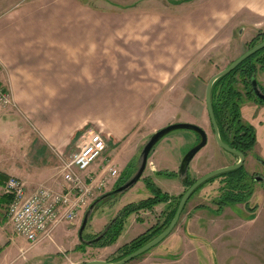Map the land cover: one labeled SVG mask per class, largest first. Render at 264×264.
<instances>
[{"label": "crops", "instance_id": "1", "mask_svg": "<svg viewBox=\"0 0 264 264\" xmlns=\"http://www.w3.org/2000/svg\"><path fill=\"white\" fill-rule=\"evenodd\" d=\"M155 1L0 0V74L14 97L0 108V156L9 160L0 172L62 189L59 156L79 149L93 130L104 132L108 148L132 145L125 141L150 110L146 82L185 69L190 39L226 38L237 28L253 38L264 30V0H169L182 5L180 15L158 11ZM242 107L256 111L244 119L257 145L264 106ZM106 160L88 171L100 178Z\"/></svg>", "mask_w": 264, "mask_h": 264}, {"label": "rangeland", "instance_id": "2", "mask_svg": "<svg viewBox=\"0 0 264 264\" xmlns=\"http://www.w3.org/2000/svg\"><path fill=\"white\" fill-rule=\"evenodd\" d=\"M155 2L158 11L172 15L182 14V5L176 6L169 0ZM1 9H3L2 6H0ZM224 34L226 38L211 39L209 34H206L204 38L190 39L189 54H185L188 62L185 63V55L182 57L185 69L157 72V75L164 76L146 82L152 94L150 110L132 136L125 141V144L132 145L123 146L119 151L109 144V148L102 156L108 160L110 157L116 159L118 177L111 179L102 195L89 200L88 207L79 215L75 223H60L53 233L52 240L33 246L35 244L29 243L24 236L13 232L8 219L2 222L7 208L0 209V247L2 251L8 249L7 255L10 257L8 259L0 257V264H84L91 260L113 262L124 258L125 256L122 257L124 252L120 248L153 226L162 224L167 212L176 206L175 201L163 202L152 209H143L131 214L126 218L119 238L107 246L96 245V243L93 246L85 245L84 249H78L84 243L79 240V230L91 206L95 204L89 214L83 239L87 241L102 236L127 204L139 202L153 195L146 185V179H151L161 190L175 197L187 191L188 187H185L183 183L181 188L177 187L179 183H176L174 178L181 180L178 175L160 174V172L178 174L184 155L200 141L199 135L194 131L178 129L156 144L149 155L147 168L142 178L132 188L99 201L104 194L123 185L135 173L145 144L156 131L169 124L193 123L204 128L208 134V144L190 163V178L198 180L205 174L229 166L236 161L235 157L226 152L215 139L206 103V88L213 75L228 67L251 48L250 44L255 36L249 38L250 31L241 34L239 28L233 33ZM176 63L174 59L173 67ZM261 67L258 64L255 75L258 83L264 82V66ZM236 77L238 80L236 87L243 95L240 112L245 121L244 115L256 111L244 109L243 102L250 104L256 102L263 106L264 103L247 96L250 88L243 83L247 80L239 74ZM256 117L259 141L249 152L246 159L247 168L250 172L256 171L264 175V163L257 161L260 157L264 160V111L258 112ZM247 123L251 125L252 122ZM94 131L100 132L108 141L103 131L96 129ZM14 137L18 138L16 135ZM116 153L118 155L115 157ZM62 156L67 158L65 154ZM62 156L58 158L61 176ZM8 161L6 157L0 156V165L7 164ZM24 182L29 194L40 187L62 190L48 183H34V186L30 187L26 180ZM224 184V177L205 184L191 198L173 232L145 255L126 264H264V188L255 183L251 187V197L243 202L227 204L221 209L219 202ZM2 194L3 191L0 189V195Z\"/></svg>", "mask_w": 264, "mask_h": 264}, {"label": "built area", "instance_id": "3", "mask_svg": "<svg viewBox=\"0 0 264 264\" xmlns=\"http://www.w3.org/2000/svg\"><path fill=\"white\" fill-rule=\"evenodd\" d=\"M14 104L12 91L1 80L0 108ZM108 149V141L100 132H90L87 140L64 158V187L60 191L40 187L28 193L24 180L11 175L3 186V193L10 197L7 219L13 232L24 236L29 243L37 244L52 240L55 228L62 222L75 223L89 205V200L102 195L119 170L107 159L103 174L98 178L88 169L96 163Z\"/></svg>", "mask_w": 264, "mask_h": 264}, {"label": "trees", "instance_id": "4", "mask_svg": "<svg viewBox=\"0 0 264 264\" xmlns=\"http://www.w3.org/2000/svg\"><path fill=\"white\" fill-rule=\"evenodd\" d=\"M263 40H264V31H260L252 39V42L250 44L251 48ZM258 64H260L262 67L264 66V48L256 52L251 57L247 58L239 66H237L232 72L218 79L215 82L213 89H212V101H213L214 113H215L216 120L219 126L221 138L227 144H230L231 146L235 147L233 143L234 142L238 143V141L235 140L234 142H231L229 135L232 133L233 134L236 133L238 137L242 138L241 143L243 145V149L241 150L243 152L252 150L255 147L257 143V137H256L255 128L252 125L245 123L242 118V115L240 112V105L242 103L241 99L243 95L236 87V84L238 83L236 76L237 74H239L241 75V77L247 80V82L246 81L243 82L245 86L250 88L249 92H247V96H249L250 98L253 97L257 99V101L260 103H264L262 99H260L254 94L253 89L251 87L252 80L254 79V74L257 72V69H258ZM160 174H164L168 176L178 175L175 172H164V173L160 172ZM236 176H241V171H238V170L229 171V172L223 173L221 175H218L208 180L206 183L202 184L192 194L189 201L194 196V194L198 192L205 184L213 181L217 177H224V183H225L224 187L222 188V193L220 196L221 200L219 202L220 206H222L221 209L227 204H235L238 202L245 201L251 195V191L247 195H245L244 193H238L235 190L236 184L234 185L233 183L234 177ZM8 177L9 176L7 174L0 172V187L4 186ZM195 181L196 179L190 178L189 171H188V175L185 178H183V180H181L183 185L188 188L191 185H193ZM146 185L153 193L151 197L141 200L139 202L127 204L122 209L119 216H117V218L108 227L105 236H103L98 241L94 242L93 244L82 243L78 247V249L81 250V249H84V247H86L87 245L93 246L96 243H97L96 245H100V246L110 245L116 242V240L119 238L120 234L123 231V224L126 218L129 217L131 214L138 213L139 211L143 209H152L155 205L163 203V202L168 203V202L175 201L176 206L172 207V209H170L167 212L165 220L163 221L162 224L153 226L152 228L148 229L146 232L134 238L130 243H127L120 248V250L124 252L122 257L139 249L140 247H142L143 245L151 241L153 238L158 236L160 233H162L173 220L176 214L178 204L180 202V198L183 196V194H181L179 197H175L174 195L168 192H164L151 179H146ZM176 198L178 199L176 200ZM189 201L187 202L182 214L186 210V207ZM9 202H10V197L8 195L4 193L0 195V209L4 207L7 208ZM6 219H7V213L3 217L2 222H5ZM1 251H2V248L0 247V252ZM146 253L147 252L138 256L135 259L142 257Z\"/></svg>", "mask_w": 264, "mask_h": 264}, {"label": "water", "instance_id": "5", "mask_svg": "<svg viewBox=\"0 0 264 264\" xmlns=\"http://www.w3.org/2000/svg\"><path fill=\"white\" fill-rule=\"evenodd\" d=\"M263 48H264V41L260 42L259 44L255 45L254 47H252L249 50H247L246 52H244L241 56H239L236 60H234L228 67H226L225 69H223V70L219 71L218 73H216L215 75H213L210 78V80L207 84V88H206V103H207L209 116L211 118V122L213 125V130L215 133V139H216L217 143L225 151L238 155L240 157V161L235 165L225 166V167H221V168H218L216 170H213V171L205 174L204 176L200 177L198 180H196L195 183H193V185H191L187 189V191L183 194V196H182V198L178 204L176 214H175L173 220L171 221V223L169 224V226L162 233H160L158 236L153 238L151 241H149L148 243H146L145 245H143L139 249L135 250L134 252L128 254L127 256H125L124 258H122L118 261L109 262L106 260H91V261H88L84 264H126V263L134 260L138 256L144 254L145 252H148L149 250H151L155 246L159 245L163 240H165L173 232L174 228L177 226V224L179 222L181 214H182L187 202L189 201L190 197L202 184L206 183L208 180H210V179H212L218 175H221L223 173L237 169L242 165L244 158H245L243 153H241L240 151L229 146L221 138L219 126H218L216 116L214 113V107H213V101H212V89H213L215 82L218 79H220L221 77L232 72L243 61H245L247 58L254 55L256 52L262 50ZM255 75H256V73L254 74V79L252 80V86L254 88L256 95L264 101V93L260 89L259 83L255 79ZM178 129H187V130L194 131L200 137V141L197 144H195L184 155V157L181 161L178 176L181 180H183V178H185L188 175L190 163L192 162L194 157L198 154V152L208 144V141H209L208 134L204 128H202L199 125L189 123V122L172 123V124H169V125L161 128V129H159L158 131H156L150 137L148 142L145 144V146L142 150V153H141L140 164L137 167V170L135 171V173L123 185H121L120 187L116 188L113 191H110V192L104 194L99 199V201H101L105 198L120 194V193H124L127 190H129L130 188H132L142 178V176H143V174L147 168L149 155H150L151 151L153 150V148L156 146V144L162 138H164L166 135H168L172 131L178 130ZM94 207H95V204L91 206V209L89 210L86 217L84 218L82 226L79 230V238H80V240H82V242H84L86 244H93L94 242L98 241L102 237V236H98L95 239H91V240H87V241L83 239V233H84V230H85L86 225H87L89 214L91 213V210Z\"/></svg>", "mask_w": 264, "mask_h": 264}, {"label": "flooded vegetation", "instance_id": "6", "mask_svg": "<svg viewBox=\"0 0 264 264\" xmlns=\"http://www.w3.org/2000/svg\"><path fill=\"white\" fill-rule=\"evenodd\" d=\"M251 87L253 89L254 94L256 95L253 86H251ZM259 87L262 90V92L264 93V88L260 84H259ZM244 122L247 123L246 121H244ZM229 138H230V141L231 142H234L236 140V141H238V143H235V142L233 143L236 148L233 147V146H231L230 144H228V145L231 146L232 148L240 151L241 153H243V155L245 157L242 165L239 168L234 169V170L241 171V176L234 177V182L233 183H234V185L236 184V189L235 190L238 193H244L245 195H247L248 193H250V191L252 189L251 187L255 183L256 184H260L261 187L264 188V175L258 174L256 171L250 172V170H248V168H247V160L246 159L248 158V155H249L250 150L249 151H246V152H243L241 150V149H243V145L241 143L242 138L238 137L236 133L230 134L229 135ZM228 153L230 155H232L233 157H235V159H236V161L233 162L231 165H235V164H237L240 161V157L238 155L233 154V153H230V152H228ZM257 161H260V162L264 163V160L261 157L258 158ZM253 166H255V163H253ZM234 170H232V171H234ZM217 178H221V177H217ZM251 196H252V194L249 197H251ZM106 232H107V230L105 232H103V235L101 234L102 237L105 236ZM92 239H94V238H92Z\"/></svg>", "mask_w": 264, "mask_h": 264}]
</instances>
